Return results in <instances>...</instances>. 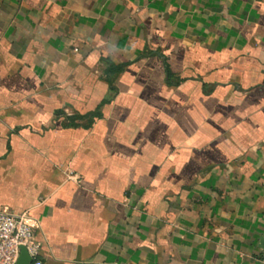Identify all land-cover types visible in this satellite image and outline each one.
I'll use <instances>...</instances> for the list:
<instances>
[{"label": "crops", "instance_id": "obj_1", "mask_svg": "<svg viewBox=\"0 0 264 264\" xmlns=\"http://www.w3.org/2000/svg\"><path fill=\"white\" fill-rule=\"evenodd\" d=\"M0 211L42 264H264V0H0Z\"/></svg>", "mask_w": 264, "mask_h": 264}, {"label": "built area", "instance_id": "obj_2", "mask_svg": "<svg viewBox=\"0 0 264 264\" xmlns=\"http://www.w3.org/2000/svg\"><path fill=\"white\" fill-rule=\"evenodd\" d=\"M20 247L26 248L31 264H42L37 258L39 245L34 241L29 216L0 211V264H15Z\"/></svg>", "mask_w": 264, "mask_h": 264}, {"label": "water", "instance_id": "obj_3", "mask_svg": "<svg viewBox=\"0 0 264 264\" xmlns=\"http://www.w3.org/2000/svg\"><path fill=\"white\" fill-rule=\"evenodd\" d=\"M257 247L259 248L260 251L264 253V232L260 236L258 240ZM32 259L29 256L27 250L25 247H20V254L16 260L15 264H31Z\"/></svg>", "mask_w": 264, "mask_h": 264}]
</instances>
